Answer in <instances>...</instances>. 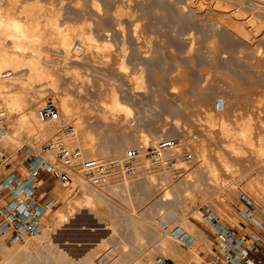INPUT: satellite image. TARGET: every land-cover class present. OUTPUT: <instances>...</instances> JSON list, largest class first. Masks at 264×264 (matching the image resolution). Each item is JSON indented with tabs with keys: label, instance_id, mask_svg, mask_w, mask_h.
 <instances>
[{
	"label": "rangeland",
	"instance_id": "rangeland-1",
	"mask_svg": "<svg viewBox=\"0 0 264 264\" xmlns=\"http://www.w3.org/2000/svg\"><path fill=\"white\" fill-rule=\"evenodd\" d=\"M5 1L6 0H0V3L2 2V4L5 5L7 4L8 0L6 1V3ZM24 1L22 2L24 3ZM26 1L28 2V0ZM26 1L25 3H27ZM56 1L58 4L56 3ZM65 1L66 0H54L55 3H53V0H43L41 3L42 5H44L43 3H46L47 6L49 5V3L53 5L55 4V7H59H56V9L57 11L60 10V15H62V12L66 11L65 14L61 16L62 18L59 17L61 19V22L69 21L70 23L67 22L68 24L79 25V23L82 24V22L84 23V21H86V24H92H89V28L87 27V29L85 30L94 36L93 38L95 39L97 44L102 43V41L104 40L108 42L110 48L106 52L96 51L93 49L86 50L84 47L76 43V46L79 47L82 51V54L79 56V58L83 56L81 57V59L83 60L80 61H89L91 64L86 62L87 65L84 68L83 66H85V64H82L83 62L81 63V66L79 65L80 61L71 60L75 62L74 67L79 65L77 67V70L79 69L78 75H80V77L82 78H80L79 76L76 77L74 74H72L70 68H67L69 69V71L67 70V72L64 71L65 69H63V66L61 65L52 68V72L54 74L57 73L58 75L57 84L59 85H57V90L55 91H53L52 89L50 90V88L52 87L48 88L49 85L47 84L43 86L40 83H38L39 85L33 83V89L37 90L38 88H42L40 90H43L45 93H43L44 98L42 99L37 111L46 99H52L58 105L56 101L58 93L61 94L62 92L63 94L64 91L65 94H68L71 91L69 95L73 96V98L76 99L79 105L78 107L81 110L78 111H80L81 117L84 121V125L89 126L96 132V152L99 154H104V157H102V161L120 159L127 149L134 146H143L144 148L151 146L155 142L160 140L158 138H154L158 135L165 136L164 139L176 138L179 140V145L176 148L172 149L174 151L170 150L162 154L161 158L164 157L167 160V163H165V165L163 162L159 165L150 161L143 160L141 165H144L145 163L146 165H149L148 169H146L145 171L144 169H138V166H136L135 174L133 176L123 177L121 179L119 178V180L115 184H111L109 182L106 185L100 184L99 186H91V188L86 190L88 192L90 191L91 193H93L92 195H94L90 197L89 203L81 201L73 202L74 199L78 200L81 198L80 195L82 194V192L79 194H75L74 192H72L68 196V205L65 208V217L62 222H60L57 226H52V224H47L49 220H44L45 233L43 232V234H40L41 236L38 235L39 237L34 236L35 238H25L23 241H20L19 245H21V251H24L26 248H28L26 249L27 251L25 250V252H23L25 255H27L25 257V255L23 256L21 252V260H18L14 263L79 264L81 263V259H84L86 264H98V262L102 264H147L148 262L150 264H154V260L156 257L169 258L163 255L158 250V244L161 238L165 239L173 247V249L179 253L181 258L189 256L190 253L195 256L194 253L196 252L199 257L196 256V260H192L191 264H218L215 261V243L212 242V238L206 230L207 227L200 220L201 207H210L220 217L224 225H227V227L233 228L240 233H245L250 227L237 216L238 209H242V206L238 202L239 194L245 193L252 206L254 208H257V210L263 214L264 202L255 199L250 193H248V191L244 187L246 183L245 179L247 177H255V170L244 173V171H247L248 168L239 161L236 163H230V166L226 169H223L220 163V166L217 164V160L215 158L216 156L213 154H216V152L220 151L225 152L226 154L227 149L223 151L224 149L222 147V149L220 150L222 142L218 140L217 136L215 139L214 136L216 134L205 133L206 131L204 130L208 129V126L205 127L206 123L204 120V115L208 112L207 110H211L210 115L212 117V123L215 124V129L219 128L218 125H220L221 123L228 127L237 129L239 126H242L244 124L243 120L249 119L251 124L253 142L257 144V135L264 137V65H262L264 64V5L259 3L258 6H260V4L262 6L258 7L256 6L257 2L255 3L254 1V3H251V1L253 2V0H233L234 2H232V0H193L192 3L195 5H191L190 2L187 3L188 0H117L119 2H117L116 0H92V2L91 0H79L78 2L76 0ZM86 1H89L90 3ZM96 1H98V3H96ZM215 1L216 3L217 1L218 3L221 2L224 7L226 6L225 9L227 10L228 8L227 13H230V15L232 14L234 16L239 12V14L241 15V21L240 18H238V15L234 17L231 16L229 18V21H231V23L228 20L226 21V23L228 22L234 25L236 22L238 23L240 21V23H242L243 30L247 33V38L249 37V39L243 38L242 35L241 37L238 36L239 33L236 34V30L234 29L233 31L230 24H228V26L225 23H222L218 26V24H215V22H212L210 19V21L207 20L209 18L207 10L214 7ZM239 1L244 5H242V3H239ZM259 1L264 2V0ZM19 2L21 3V0ZM114 2L116 3L114 4ZM199 2L202 4V6L204 5L205 7H203L204 9L202 8L203 18L201 16H197L196 12L194 13V10L196 9ZM124 4L126 7L124 6ZM207 4H210V7H208ZM96 5H98L100 8ZM109 6H111L112 8L115 6V9H112ZM103 7L106 9V11H104L105 9H103ZM224 7H222L221 9H224ZM255 7L261 9L259 10L257 8V11ZM95 8L98 13H96V11L94 10ZM98 8L100 10V13ZM109 8L112 10V13L114 11H118L119 9H124V11H122L123 15H121L122 13L120 14L121 16L116 15L114 14L115 12L113 14H111L110 12L109 14V11H111ZM246 8H248V10ZM75 10L76 12H78L79 10L78 15ZM235 10L237 11L236 13ZM125 11H127V13H125ZM219 11V9L215 10L214 19L216 16H220ZM254 11L256 12L254 13ZM71 12L75 13L73 16L76 19L71 16L73 14ZM87 12H93V14H88ZM105 12L108 14V17H106L107 14ZM257 12L260 13L256 15ZM242 13L243 15H245V17L242 15ZM99 14H102V16H99ZM126 14L127 16L129 15V20ZM204 15L207 16V18ZM117 16L118 18H116ZM84 17V21L83 19H79ZM249 17H252L251 19L255 20L258 19L257 21H259L260 24V26L258 25V29H256V23H258L257 21H254V26L252 23V25L250 23L248 24ZM201 19L203 20L201 21ZM115 20H118L117 22L119 25L117 24V22H115ZM216 20H218V17ZM110 23H113L114 26ZM99 25L101 27V31L104 29L102 32L98 31L100 29ZM117 25L119 26V29ZM135 25H138V27ZM96 26H98L99 29L96 28ZM208 26L210 27L209 29ZM248 27L250 30L248 29ZM140 30L142 31L140 32L141 34L139 33ZM187 32H190L193 35H188ZM225 32L227 33V35ZM143 33H145L146 35H142ZM213 33H215V36ZM229 34L235 35V37L232 35L230 36ZM144 36L146 37L144 38ZM189 36H191V38H189ZM221 36L223 37L222 40ZM216 38L218 39V41ZM228 38L229 40H227ZM237 39L239 40L237 41ZM147 40L149 43H147ZM191 41L194 43H192ZM145 42L148 46H145ZM225 42L228 43L225 44ZM210 44H213L211 45L212 47L210 46ZM220 44H222L223 47ZM46 46L44 47L48 48V46ZM188 46L189 49L187 51ZM214 47L217 50H215ZM241 47L244 49L242 50ZM210 48L213 49L210 50ZM50 49L51 50L49 51H51L52 53H49L48 49H45L48 52H42L44 56H46V54L48 53L47 58H50L53 55V52H55V50L53 51L51 47ZM184 50H186L188 53ZM193 50L194 52H192ZM258 50L260 52H258ZM50 54L52 55L50 56ZM103 55L109 56V62H107L106 65L102 64ZM54 56L58 57V55L56 54ZM54 56H52L51 58L56 59V57L54 58ZM121 58H124L123 62L126 66V72H118L117 70V66L119 64L118 62H120ZM189 58L192 59L190 60ZM181 59L183 61L184 59L187 60L183 62ZM137 60L141 61L139 62ZM189 61H193L191 63L193 66L189 64ZM182 62L184 65L182 64ZM185 63H188L191 66ZM108 64L109 67L105 68L108 66ZM156 64H158L160 67H158V65ZM171 64L174 66H171ZM175 64L177 67L178 64H180L179 67L182 65L181 69L189 66L186 69L184 68L188 73H185L187 74L185 76H188L189 72L193 70L192 72H194V76L192 75V72H190V77H200L196 80H194V78L192 77L193 79L191 78L192 80L190 81V78L188 76L189 80H186L184 82L182 81L185 85L187 83H190L187 84V86H184V84L178 80L173 81L172 83L170 82L172 85H174L175 83L176 88L179 87L178 89H180V91H177L178 93L172 90L175 95L181 94L182 96H187H185V98L183 97L184 99L180 102H171L168 106L164 101L165 95L167 94L166 91L168 90L167 88L169 87H165V89L164 86L167 84L168 86L170 85L169 81L166 82V84L165 81H167V79L169 80V78H174L171 75L177 76V72L180 68L177 70V72H175ZM69 65L71 66V64ZM140 65L141 67H138ZM256 66L258 68H260V66L261 68H263L257 69ZM190 67H193V69ZM166 68L167 71H165ZM188 68H190V70H188ZM169 69L172 71L170 73V77L168 78V72H170ZM198 69H203L201 70V74L203 72L206 73H204L202 76L200 72H197ZM153 70H155L156 72ZM160 70L162 72L165 71V76H156L155 74V77H165V80L162 79L165 84H163L164 86H158L157 82H153L155 78L154 73H162L160 72ZM183 72L186 71L183 70ZM259 72L263 75L261 74L260 76ZM4 74L6 73H3V75ZM196 74L198 75L195 76ZM178 76L177 77L179 78V80H181L180 75ZM74 77L78 79L76 80V78ZM130 77H141L142 84H144L142 85L143 87L131 90L130 86H132V83L130 84ZM73 79L75 80L73 81ZM155 79L157 81V78ZM200 80H202V83ZM127 81L129 82L127 83ZM179 83H182L181 87L183 88H180V85L177 86V84ZM70 85L72 87H70ZM111 89H115L120 95L131 93L130 95L133 96L132 103H130L132 106L129 107L130 114L126 117L120 114L116 125L112 123V119L103 120V116L100 115L102 111H104V103L107 100L105 94ZM122 91H124L125 93H122ZM171 93L172 92H170V95ZM175 95L172 97H176ZM217 98L222 99V111L226 113L225 115H220L221 111L219 112V110L215 109L214 102ZM61 118L62 116L60 115V119ZM62 122H64V124L68 123L66 121ZM238 123L241 124L239 125ZM68 124L73 126L71 123ZM44 125L46 129H52L55 134L52 137L47 138L45 141L42 140L43 142H36L32 138L27 139L26 134L23 133V131H19L17 134H15L16 141L12 146L7 145L6 143H4L6 141L1 140L0 148L3 149V158L5 159V164H8L9 167L12 168L17 169V166H19V168L22 167L23 169L24 166L21 165V161L26 157L24 154V148H26L27 146H30L40 152L41 147H43V145L49 141H55L58 139L62 140L64 138L68 140L66 136L63 137L64 135L61 136V134H59L60 128L58 125H50V123H45ZM52 125L58 128L55 129L56 127H53ZM0 127L3 128L5 134H8L9 124L4 119V117L0 118ZM58 129L59 132H57ZM143 135L147 136L146 140L149 141L148 143H146V145L145 141L140 138ZM202 135H204V137ZM208 136L209 138H207ZM214 140L218 142H215ZM201 141L203 142V144L201 143ZM199 145H204L205 150L207 147H209V149L207 148V150H210L211 153L210 151L207 152V150L205 151V153L207 154L210 162H215L213 163V165H215V169H220L216 182L212 181V178L208 177L207 174H205L203 171H199L197 169V164L199 163H197L198 160L196 157L197 155L195 147ZM72 147L80 148L78 146ZM213 149H217L218 151L216 150L215 152V150ZM80 150L82 151L81 148ZM248 150L250 149L248 148ZM181 151L189 154L190 158H183ZM173 152L176 153L175 155L178 154V156H175ZM245 154L246 156L249 155L248 152ZM228 155L229 154L227 153L225 157H227ZM213 156H215V159L211 161ZM229 158L227 157V159ZM0 170L3 174H5V169L3 168V166H1ZM160 170H167L166 173H168L169 177H167V174H165V172L164 174L162 171L160 172ZM177 170L179 172H177ZM155 171L160 175L162 173L161 177L164 175L163 180L165 179V176L167 177L166 179L170 178V184L176 182L178 183V185L175 187L169 185L171 186L169 187L171 195L166 200H162L160 198L161 193L160 191H157L158 186L156 188L154 187V185H152L151 187H147L145 185V181L147 182V175L152 173L155 176ZM174 172L177 173L175 174ZM242 173H244L245 175ZM178 174L182 176L178 177ZM220 174L221 177L219 176ZM242 175L244 177L246 175L248 176L243 179ZM158 177L156 176L157 179L160 178ZM160 179L161 181H163L162 178ZM112 185L114 186L111 187ZM228 185H231L230 187H232L233 189H235L234 191H236L235 196L233 195L234 197H232L233 199H226L225 197L224 192ZM66 189L67 187H62L57 184L43 188L42 192L49 193V191H51L50 193L53 197H55L57 205H60L61 200L58 198V193H61ZM147 190H150V192H148ZM217 201H224L226 207L229 208L231 215L222 216L220 213H218L214 206L215 202ZM170 214L174 216V220L172 221V223H170L169 226H164L163 223H165L167 219L169 220V217L171 218ZM260 221L264 223V215ZM185 226H188V228L192 229L194 234L201 233L202 235H204V245L206 246H200V243L196 241L193 246H195L197 250L195 252H191L190 248L181 246L180 244L175 242L172 237L169 236V231L172 230V228L179 227L182 228V230H185ZM164 233L165 236H163ZM36 237L38 238L36 239ZM28 239H32V241L28 242ZM32 242H34L35 244H33ZM1 243L7 249H11L13 246V244L11 243H4L0 240V244ZM31 243L33 246L30 245ZM27 244L28 246H26ZM209 246H211L214 250L213 254H210L209 250L207 249ZM24 247L26 248L24 249ZM23 257H25L26 259H24ZM143 260H146L148 262L146 263V261L144 262ZM172 261L174 264H186L181 260Z\"/></svg>",
	"mask_w": 264,
	"mask_h": 264
},
{
	"label": "bare ground",
	"instance_id": "bare-ground-1",
	"mask_svg": "<svg viewBox=\"0 0 264 264\" xmlns=\"http://www.w3.org/2000/svg\"><path fill=\"white\" fill-rule=\"evenodd\" d=\"M2 1V0H1ZM7 1V0H6ZM5 1V3H6ZM20 0H8L7 4H2V2L0 3V118L1 117H4V119L8 122L9 124V128H8V134H3L1 140H4L6 142L7 145H14L15 143V134H17L19 131H23V133L26 134V138L27 139H34L36 142L38 141H45L47 138L49 137H52L55 132L52 130V129H46L44 126V121H42L40 118H39V115H38V107L42 101V99L44 98V91L43 90H40L42 88H38L37 90L33 89L32 87H34L33 83H40L42 84L43 86L44 85H49V87H52L50 88V90L52 89L53 91L57 90V80H58V75L57 73H53L52 72V68L54 67H57V66H63V69H65L64 71L67 72V70L69 71V69L67 68H70V71L72 72V74H74L76 77H80L79 72L77 70V67L79 65H81V63L83 61H80V60H83L81 59V56L79 58V55L76 54V50H74V47L76 46V43H78L80 46L84 47L86 50H96V51H101V52H106L109 50L110 46L108 44L107 41H102V43L100 44H97L95 39L93 38L94 36L91 35L88 31H86L85 29H87V27L89 28V24L88 21L86 24V21H84L85 17L84 18H79V19H83L84 23L82 22V24L79 23V25H75V24H68L67 22H61L60 18L63 14H65V12H62V15H60V10L57 11L56 7L53 5V4H50L47 6L46 3H43L44 5H42V1L40 2L39 0H28L27 3H25L24 0H21V3L19 2ZM24 1V3L22 2ZM60 1V0H59ZM67 1V0H66ZM65 1V2H66ZM77 2L79 0H76ZM90 1V0H89ZM89 1H86V2H89ZM95 1V0H94ZM114 1V0H113ZM112 1V2H113ZM117 1V0H116ZM187 1V0H186ZM193 0H188V2L191 3V5H195L192 3ZM201 1V0H200ZM212 1V0H210ZM220 1V0H219ZM225 1V0H224ZM230 1V0H229ZM238 1V0H237ZM240 1H243V0H240ZM239 3H242L240 2ZM251 1V0H250ZM255 3L257 2V5H259V3H261L262 5H264V2L263 1H257V0H253V2L251 1V3ZM51 2V1H50ZM92 2V0H91ZM110 2V1H109ZM119 2V1H117ZM232 2H234L232 0ZM231 2V3H232ZM20 3V4H19ZM52 3V2H51ZM53 3L54 0H53ZM57 3V1H56ZM64 3V1H63ZM90 3V2H89ZM96 3H98V1H96ZM116 2H114L115 4ZM186 3V4H187ZM195 3V1H194ZM210 3V2H209ZM225 3V2H224ZM229 3V2H228ZM236 3V1H235ZM234 3V4H235ZM20 6H19V5ZM23 4V5H21ZM58 4V3H57ZM61 4V3H60ZM76 4V3H75ZM86 4V3H85ZM92 4V3H91ZM104 4V3H103ZM107 4V3H106ZM120 4V3H119ZM214 7L211 8V9H208L207 7V11H208V14L207 16L209 17L207 20L208 21H212V22H215V24H230L231 21H229L230 17L233 16L232 14L230 15V13H227V10L225 9V7L221 4V2L214 3ZM221 4V5H220ZM226 4V3H225ZM248 4V3H247ZM260 4V6H262ZM78 5V4H77ZM94 5V4H93ZM121 5V4H120ZM119 5V7H120ZM188 5V4H187ZM208 7H210V4H207ZM229 5V4H228ZM227 5V6H228ZM242 5H244L242 3ZM255 5V4H254ZM60 6V5H59ZM76 6V5H75ZM86 6V5H85ZM98 6V5H96ZM94 6V7H96ZM100 6V4H99ZM98 6V7H99ZM106 6V5H105ZM125 6V4H124ZM206 6V5H205ZM224 7V9H221L222 7ZM238 6V5H237ZM240 6V5H239ZM258 6V7H260ZM55 7V8H54ZM69 7V6H68ZM88 7V6H87ZM93 7V8H94ZM108 7V6H107ZM111 7V6H109ZM115 7V6H114ZM113 7V8H114ZM122 7V6H121ZM126 7V6H125ZM130 7V6H129ZM187 7V6H186ZM204 5L202 6V4L199 2L196 9L194 10V13L196 12V15L197 16H201L202 17V10L205 8H203ZM229 7V6H228ZM234 7V6H233ZM250 7V6H249ZM257 7V8H258ZM59 8V7H57ZM65 8V7H64ZM74 8V7H73ZM77 8V7H76ZM86 8V7H85ZM100 8V7H99ZM98 8V10H99ZM112 8V7H111ZM112 8V9H113ZM123 8V7H122ZM185 8V7H184ZM203 8V9H202ZM238 8V7H237ZM236 8V9H237ZM256 8V7H255ZM256 8V10H257ZM69 9V8H68ZM84 9V8H83ZM90 9V8H89ZM87 9V10H89ZM92 9V8H91ZM103 9H105L103 7ZM110 9V8H109ZM115 9V8H114ZM127 9V8H126ZM220 10L219 13H220V16H216L215 19H214V16H215V10ZM232 9V8H230ZM248 10V8H246ZM253 9V8H252ZM259 10L261 8H258ZM63 10V9H62ZM61 10V11H62ZM80 10V9H79ZM78 10V12H79ZM82 10V9H81ZM96 11V8L94 9ZM93 10V11H94ZM102 10V9H101ZM111 10V9H110ZM234 10V9H233ZM241 10V9H240ZM70 11V10H68ZM83 11V10H82ZM81 11V12H82ZM103 11V10H102ZM106 11V9L104 10ZM109 11V10H108ZM122 11H124V9H119L118 11H114L113 13L116 14V15H120L122 13ZM206 11V12H207ZM239 11V10H238ZM253 11V10H252ZM258 11V10H257ZM74 12V11H73ZM71 12V13H73ZM76 12V10H75ZM78 12L77 15H78ZM80 12V13H81ZM84 12V11H83ZM113 14L112 13V10L109 11V14ZM237 11L235 10V13ZM244 12V10H243ZM256 11H254L255 13ZM85 13V12H84ZM88 13V12H87ZM93 14V12H91ZM90 12L88 14H91ZM96 13H98V11H96ZM99 13H100V10H99ZM106 13V12H105ZM125 13H127V11H125ZM124 13V14H125ZM218 13V12H217ZM216 13V14H217ZM234 13V12H233ZM234 13V14H235ZM260 13V12H257L256 15ZM75 13H73L71 16H73ZM107 14V13H106ZM129 14V13H128ZM76 15V17H77ZM87 15V14H86ZM123 15V13L121 14ZM120 15V16H121ZM131 15V13H130ZM218 15V14H217ZM238 18H240V21H241V15L238 13H236V15L234 16H238ZM243 15V13H242ZM69 16V15H68ZM84 16V15H83ZM99 16H102V14ZM115 16V15H113ZM127 16V14H126ZM134 16V15H133ZM205 16V15H204ZM207 16H205L207 18ZM233 16V17H234ZM245 17V15H243ZM260 16V15H258ZM67 17V16H66ZM79 17V16H78ZM81 17V16H80ZM105 17V16H104ZM108 17V14L107 16ZM125 17V16H124ZM204 17V18H205ZM218 17V20H216ZM62 18V17H61ZM69 18V17H68ZM72 18V17H70ZM74 18V16H73ZM96 18V17H95ZM101 18V17H100ZM118 18V16L116 17ZM121 18V17H119ZM128 20L130 19L129 18V15L127 16ZM203 18V17H202ZM252 18V17H251ZM249 17V20H248V24L252 23L253 26H254V23L258 20H255V19H251ZM255 18V17H254ZM64 19V18H63ZM76 19V18H74ZM89 19V18H88ZM94 19V18H93ZM113 19V18H111ZM110 19V20H111ZM198 19V17H197ZM210 19V20H209ZM214 19V20H213ZM226 19V20H225ZM67 20H71V19H67ZM109 20V19H108ZM126 20V19H125ZM203 19H201L202 21ZM229 21L230 23H226V21ZM65 21V20H64ZM74 21V20H73ZM91 21V20H90ZM89 21V22H90ZM118 21V20H117ZM115 20V22H117ZM240 21L237 23H235L234 25L230 24V26L232 27V30L234 31V29L236 30V34L239 33L238 36L241 37V35L243 36V38H247V33L243 30V26H242V23H240ZM247 21V20H245ZM255 21V22H254ZM75 22V21H74ZM73 22V23H74ZM78 22V21H77ZM76 22V23H77ZM112 22V21H111ZM122 22V21H121ZM119 22V23H121ZM140 22V21H139ZM233 22V21H232ZM258 23L257 24V28L260 26L259 24V21H257ZM70 23V22H69ZM72 23V21H71ZM99 23V22H98ZM205 23V22H204ZM208 23V22H207ZM261 23V22H260ZM94 24V23H93ZM96 24V23H95ZM102 24V23H101ZM111 24V23H110ZM118 24V22H117ZM209 24V23H208ZM214 24V23H213ZM251 24V25H252ZM262 24V23H261ZM92 25V24H90ZM113 25V23L111 24ZM119 25V24H118ZM117 25V26H118ZM140 25V24H139ZM225 25V26H226ZM247 25V24H246ZM259 25V26H258ZM114 26V25H113ZM138 27V25H135ZM211 26V25H210ZM213 26V25H212ZM223 26V25H222ZM229 26V25H228ZM100 27V25H99ZM190 27V26H189ZM217 27V25H216ZM230 27V28H231ZM96 28H98V26H96ZM210 27L208 26V29ZM219 28V27H218ZM221 28V27H220ZM227 28V27H226ZM229 28V27H228ZM99 29V28H98ZM118 29H119V26H118ZM207 29V28H206ZM224 29V27H223ZM249 29V27H248ZM253 29V27H252ZM255 29V30H256ZM104 30V29H103ZM102 30V31H103ZM144 30V28H143ZM250 30V29H249ZM98 31H101V27ZM101 31V32H102ZM106 31V30H105ZM123 31V30H122ZM136 31V30H135ZM216 31V30H215ZM213 31V32H215ZM219 31V29H218ZM217 31V32H218ZM247 31V30H246ZM100 32V33H101ZM142 32L141 30L139 31V33ZM222 32V31H220ZM251 32V31H250ZM258 32V31H257ZM106 33V32H105ZM188 33V32H187ZM226 33V32H225ZM224 33V34H225ZM230 33V32H229ZM249 33V32H248ZM255 33V32H254ZM108 34V33H107ZM141 34V33H140ZM145 33H143L142 35H144ZM191 34L190 32L188 33V35ZM214 36H215V33H213ZM257 34V33H256ZM137 35V34H136ZM146 35V34H145ZM193 34H191L192 36ZM195 35V34H194ZM218 35V34H217ZM221 35V34H220ZM219 35V36H220ZM227 35V33H226ZM230 36L232 34H229ZM105 36V34H104ZM109 36V35H108ZM135 36V35H134ZM141 36V35H140ZM139 36V37H140ZM150 36V35H149ZM187 36V34H186ZM191 36H189V38H191ZM218 36V37H219ZM224 36V35H223ZM235 37V35H232ZM236 36V37H238ZM146 36H144L145 38ZM222 37V36H221ZM142 38V37H141ZM143 38V39H144ZM140 39V38H138ZM151 39V38H149ZM196 39V38H195ZM217 39V38H216ZM223 39V37L221 38V40ZM226 39V38H225ZM233 39V37H232ZM249 39V37L247 38ZM253 39V38H252ZM146 40V39H145ZM144 40V41H145ZM193 40V39H192ZM220 40V39H219ZM229 40V38L227 39ZM239 39H237L238 41ZM257 40V39H256ZM136 41V40H135ZM143 41V40H141ZM152 41V40H150ZM189 41V40H188ZM194 41V40H193ZM210 41V40H209ZM218 41V39H217ZM247 41V40H246ZM140 42V41H139ZM192 42V41H191ZM214 42V41H213ZM222 42V41H221ZM231 42V41H230ZM144 43V42H143ZM147 43L148 40H147ZM151 43V42H150ZM189 43V42H188ZM187 43V44H188ZM194 43V42H192ZM212 43V42H211ZM218 43V42H217ZM224 43V42H223ZM228 43V42H225V44ZM232 43V42H231ZM146 44V42H145ZM144 44V45H145ZM242 44V43H240ZM251 44V43H250ZM48 46V48H45L44 46ZM143 45V46H144ZM190 45V44H189ZM192 45V44H191ZM213 45V44H210V46ZM219 45V44H217ZM216 45V46H217ZM222 46V44H220ZM229 45V44H227ZM246 45V44H245ZM46 46V47H47ZM140 46V45H139ZM145 46H148L147 44ZM151 46V44H150ZM185 46V45H184ZM194 46V44H193ZM208 46V45H206ZM219 46V47H221ZM225 46V45H224ZM44 47V49H43ZM50 47L52 48V50L55 52H53V55L50 54V56H54L55 54L58 55V57L54 56V58L56 57V59H53V58H47V54L46 56H44V54L42 52H48L50 49ZM212 47V46H211ZM223 47V46H222ZM143 48V47H141ZM184 48V47H183ZM194 48V47H193ZM218 48V47H217ZM225 48V47H224ZM242 48V47H241ZM239 48V49H241ZM254 48V47H253ZM48 49V51L46 50ZM189 49V46L187 48V51ZM191 49V47H190ZM213 49V48H210V50ZM215 50H217L215 47H214ZM238 49V50H239ZM244 48H242L243 50ZM256 49V48H255ZM45 50V51H43ZM209 50V49H208ZM253 50V49H252ZM186 51V50H184ZM183 51V52H184ZM186 51V52H187ZM219 51V50H218ZM51 51H49L50 53ZM82 52V51H81ZM194 52V50L192 51ZM210 52V51H209ZM213 52V50H212ZM216 52V51H214ZM254 52V51H253ZM258 52H260L258 50ZM52 53V52H51ZM185 53V52H184ZM183 53V55H184ZM188 53V52H187ZM211 53V52H210ZM240 53V52H239ZM43 54V55H42ZM192 54V53H191ZM254 54V53H252ZM194 55V54H193ZM256 55V54H255ZM123 57V55H122ZM190 57V56H189ZM143 58V57H142ZM182 58V57H181ZM185 58V57H184ZM53 59V60H52ZM109 59V56L108 55H103L102 57V64H107V62ZM124 59V58H123ZM123 59L121 58L120 59V62H118V66H117V70L118 72H124L126 69H125V63L123 62ZM136 59V58H135ZM190 59V58H189ZM192 59V58H191ZM190 59V60H191ZM71 60H77V61H80L79 65L74 67V64L75 62L71 61ZM86 60V59H85ZM177 60V59H176ZM182 60V59H181ZM187 60V59H184V61ZM260 60V58H259ZM258 60V61H259ZM76 61V62H77ZM119 61V60H118ZM139 61V60H137ZM135 61V62H137ZM141 61V60H140ZM139 61V62H140ZM167 61V60H166ZM183 61V60H182ZM183 61V62H184ZM209 61V60H208ZM254 61V60H253ZM72 62V63H71ZM85 62V61H84ZM82 63V64H85V66H83L84 68L86 67L87 63H90L89 61H86L85 63ZM92 62V61H91ZM96 62V61H94ZM134 62V61H133ZM181 62V61H180ZM182 62V64H183ZM187 62V61H186ZM190 62V61H189ZM193 62V61H192ZM192 62H190L189 64H191ZM257 62V61H255ZM262 62V61H260ZM78 63V62H77ZM178 63V62H176ZM71 64V66L69 65ZM91 64V63H90ZM110 64V63H109ZM109 64L107 67L105 68H108L109 67ZM142 64V63H140ZM150 64V63H149ZM155 64V63H154ZM153 64V65H154ZM167 64V62H166ZM174 64V63H173ZM181 64V63H180ZM178 64V67H174L176 68V70H174L175 72H177V76L180 75V79L179 80V76H173L171 75V71L169 69L170 72L169 73V76H167L168 78L170 77V75L174 78H169V80L167 79V81H165V84L166 82L169 81V86L168 84L165 85L163 80L165 77L161 78V77H155V74L156 76H163L165 74V71H167V68L164 72H162L160 70V72L162 73H154V77L157 78V81L156 79L154 78V81L153 82H157L158 83V86H164V88L166 87H169L167 88L169 90V93H168V90L166 91V95H165V103L169 106V104L173 101H176L177 102H180L181 100H183L185 98V96L187 95H181V94H177L175 95L174 91H180V89H178L179 87L176 88L175 86V83L174 85H172L171 83L173 81H180V82H184L186 80H189L190 78V81L194 78V72H192V77H190V72H189V78L188 76H185L187 75V70H185L187 67L191 66L189 65L188 63H185V64H188L189 66L187 67H184L183 69H181L182 65L179 67ZM252 64V63H251ZM258 64V63H257ZM260 64V63H259ZM262 64V63H261ZM139 65V64H138ZM158 65V64H156ZM184 65V64H183ZM206 65V64H205ZM204 65V66H205ZM264 65V64H262ZM67 66H70V67H67ZM82 66V65H81ZM137 66V65H136ZM143 66V65H142ZM148 66V65H147ZM152 66V65H151ZM170 66V65H169ZM171 66H174L171 64ZM193 66V65H192ZM198 66V65H197ZM196 66V67H197ZM255 66V65H254ZM82 67V68H83ZM138 67H141L138 66ZM158 67H160L158 65ZM163 67V66H162ZM164 67H165V64H164ZM257 67V66H256ZM254 67V68H256ZM72 68V69H71ZM81 68V67H80ZM170 68V67H169ZM193 69V67H190ZM190 68H188V70H190ZM198 68V67H197ZM200 68V67H199ZM205 68V67H204ZM203 68V69H204ZM209 68V66H208ZM251 68V67H250ZM261 68V66H260ZM257 67V69H260ZM263 68V67H262ZM261 68V69H262ZM159 69H162V68H159ZM201 69V70H203ZM104 70V69H103ZM108 70V69H107ZM186 71V72H183ZM196 70V68H195ZM199 70V69H198ZM197 72H200L201 74V70H199ZM208 70V69H206ZM155 71V70H153ZM159 71V70H158ZM210 71V70H208ZM261 71V70H260ZM78 72V73H77ZM126 72V71H125ZM156 72V71H155ZM3 73H6L3 75ZM187 73V74H185ZM206 73V72H203L201 75L203 76V74ZM209 73V72H208ZM260 73V72H259ZM77 74V75H76ZM126 74V73H125ZM134 74V73H133ZM167 74V73H166ZM174 74V73H173ZM199 74V75H200ZM213 74V73H212ZM262 73H260V76H261ZM73 75V76H74ZM198 74H196L195 76H197ZM206 75V74H205ZM204 75V76H205ZM259 75V74H258ZM263 75V74H262ZM7 76V77H6ZM165 76V75H164ZM182 76V78H181ZM5 77V79H4ZM74 77V78H76ZM200 77V76H199ZM197 77V78H199ZM82 78V77H80ZM79 78V80H80ZM188 78V79H187ZM192 78V79H191ZM197 78H194V80H196ZM204 78V77H203ZM262 78V77H261ZM78 78H76L77 80ZM183 79V80H182ZM201 79V78H200ZM207 79V78H206ZM209 79V77H208ZM72 80V79H71ZM75 79H73L74 81ZM83 80V79H82ZM81 80V81H82ZM153 80V78H152ZM165 80V79H164ZM205 80V79H204ZM72 81V82H73ZM129 81H130V84L132 83V86H130L131 90H134V89H139V88H142L144 84H142V81H141V77H130L129 78ZM127 81V83L129 82ZM132 81V82H131ZM177 81V82H178ZM190 81H187V82H190ZM201 83H202V80H200ZM208 81V80H207ZM217 81V80H216ZM44 84H43V83ZM171 82V83H170ZM176 82V83H177ZM182 82V83H183ZM185 82V83H187ZM59 83V82H58ZM69 83V82H68ZM71 83V81H70ZM74 83V82H73ZM121 83V81H120ZM182 83H179L177 84V86L180 85V88H183L181 87L182 86ZM241 83V82H240ZM75 84V83H74ZM78 84V83H77ZM156 84V83H155ZM164 84V85H163ZM184 84V83H183ZM187 84H190V83H187ZM187 84L184 86H187ZM192 84V82H191ZM205 84V83H204ZM39 85V84H38ZM68 85V84H67ZM76 85V84H75ZM119 85V84H118ZM122 85V84H121ZM124 85V84H123ZM126 85V84H125ZM157 85V84H156ZM239 85V83H238ZM27 86V87H26ZM41 86V85H40ZM78 86V85H77ZM128 86V84H127ZM175 86V87H174ZM197 86V85H196ZM37 87V86H36ZM35 87V88H36ZM70 87H72L70 85ZM68 88V87H67ZM165 88V89H166ZM241 88V87H240ZM59 89V88H58ZM171 89V91H170ZM121 90V89H120ZM125 91V90H124ZM122 91V93L124 92ZM182 91V90H181ZM184 91V90H183ZM61 92V91H60ZM66 92V91H65ZM71 92V91H70ZM69 92V93H70ZM170 92L172 96H176V97H172L170 95ZM200 92V91H199ZM57 93V91H56ZM54 93V94H56ZM68 93V92H67ZM68 94H65L64 91H63V94L61 92V94L58 93L57 95V103H58V108H59V112H60V115L62 116L61 118V121H66L68 123H71L73 126V132L70 133V134H67V135H64L63 137H67V139H62V141H64V144L66 146H69V147H72V146H78L82 149V151L85 153V156H88V157H91L93 159H96V160H100L102 161V157H104V154H99L96 152V143H95V140H96V132L91 129L89 126H85L84 125V121L81 117V114H80V108L78 107V103L76 101L75 98H73V96H70ZM121 93V92H120ZM125 93V92H124ZM130 93V92H129ZM160 93V92H159ZM178 93V92H177ZM180 93V92H179ZM45 94V93H44ZM52 94V93H51ZM131 94V93H130ZM130 94H124V95H120L118 93V91H116L115 89H111L110 91H108L105 96L107 97V100L106 102L104 103V111H102V113L100 115L103 116V120H108V119H112V123L114 125H116L118 119H119V116L120 114L124 115L125 117L128 116L130 114V109L129 107H131L132 105L130 103H132V100H133V96H131ZM53 95V94H52ZM72 95V94H71ZM182 97H181V96ZM46 96V95H45ZM54 96V95H53ZM136 97V96H135ZM184 97V98H183ZM175 98V99H174ZM208 100V99H207ZM205 102V101H203ZM137 103V102H136ZM215 103V102H214ZM206 104V103H205ZM208 104V103H207ZM42 105V104H41ZM223 105V104H222ZM207 106V105H206ZM84 107V106H83ZM82 109V108H81ZM216 109V108H215ZM80 110V111H78ZM208 111V112H207ZM204 115V120H205V127H207L208 129L204 130L206 131L205 133L207 134H216L214 137L216 139V136L218 138V140L220 142H222L220 145V150L222 149L223 147V151H225L227 149V153L229 154L227 157L229 159H227V157H225L227 155V153L225 154V152H216L217 149H213L215 150L216 154H213L215 156L212 157V160L216 158L217 160V164L219 165V163L222 165L221 167H223V169H226L227 167L230 166V163H236V162H241L243 165H245V167L248 168L247 171H244V173L248 172V171H253L255 170L256 171V175L254 174L255 177H247L248 175H246L245 177L243 176V179H245V189L248 191V193H250L255 199H258L262 202H264V137L260 136V135H257V144H255L253 142V136H252V130H251V124H250V120L249 119H245L243 120L244 124L242 126H239L237 129L233 128V127H228L226 125H224L223 123H221L219 126V128L215 129L214 128V123H212V117L210 115V112L211 110H207ZM221 111V112H220ZM220 115H225L226 113L222 111V108L220 110ZM218 113V112H217ZM104 114H107V115H104ZM219 114V113H218ZM63 119V120H62ZM64 124V122H63ZM62 124V125H63ZM239 125L241 123H238ZM51 125V124H50ZM46 126H49V125H46ZM53 126V125H52ZM53 127H56V126H53ZM58 127H56L55 129H57ZM214 128V129H212ZM202 131V130H201ZM59 132V129L58 131ZM203 133V132H202ZM60 134V133H59ZM205 135V134H204ZM204 135H202L204 137ZM62 136V135H61ZM155 136V135H154ZM153 136V137H154ZM211 136V135H209ZM209 136L207 138H209ZM62 137V138H63ZM152 137V138H153ZM165 136H162V135H158V136H155L154 138H158L160 140L164 139ZM141 139H143L145 141V145L146 143H148L149 141L146 140L147 136L143 135L140 137ZM213 138V136H212ZM211 138V140H212ZM0 140V141H1ZM42 141V142H43ZM215 141V140H214ZM215 142H218V141H215ZM201 143L203 144V142L201 141ZM22 144V143H21ZM38 147V146H37ZM207 147V146H205ZM79 148V149H80ZM209 149V147H207ZM206 148V150H207ZM214 148V147H213ZM217 148V147H216ZM219 148V146H218ZM248 148L250 150H248ZM195 150H196V157H197V169L199 171H203L205 174H207L208 177H211L212 178V181L216 182V180L218 179V174L220 172V169L217 170L215 169V165H213V163L215 162H210L207 154L205 153V148H204V145H199V146H196L195 147ZM37 151V150H36ZM174 151V150H172ZM177 151V149H176ZM210 151V150H207V152ZM218 151V150H217ZM215 152H212V153H215ZM248 152V156H246L245 153ZM165 153V152H164ZM174 153V152H173ZM211 153V151H210ZM209 153V154H210ZM231 153V154H230ZM44 154V153H43ZM176 153H174L175 155ZM245 154V155H244ZM46 157H50V154L48 152H46L44 154ZM212 155V154H211ZM231 155V156H230ZM244 155V156H243ZM169 156V155H168ZM172 156V155H171ZM175 156H178L175 155ZM215 157V158H214ZM162 157V162L164 163H167L166 161V158ZM170 160V159H169ZM219 160V162H218ZM142 161L139 162L137 164V168L138 169H144V171L146 169H148V164L146 165V163L143 165H141ZM178 165V164H177ZM163 166V165H162ZM172 166V165H171ZM179 166V165H178ZM220 166V165H219ZM174 167V166H173ZM176 167V166H175ZM180 167V166H179ZM244 167V168H245ZM153 168V167H151ZM160 168V167H159ZM219 168V167H218ZM178 169V167H177ZM242 169V168H240ZM246 169V168H245ZM222 170V169H221ZM162 170H160L161 172ZM150 172V171H149ZM159 172V173H160ZM163 174L165 172V174H167V177L168 176V173L167 170L166 171H162ZM169 172V171H168ZM177 172H179L177 170ZM176 172V173H177ZM25 173V168H24V172L22 173L21 176H23ZM118 172L117 171H114L111 178H110V183L111 184H115L119 178H118ZM156 174H158V172H154ZM175 173V172H174ZM175 173V174H176ZM242 173V174H244ZM146 174V173H145ZM152 174V173H151ZM148 174L147 175V182L145 181V185L147 187H151L152 185H154V187L157 188V191H160L161 193V196L160 198L162 200H166L168 199V197L171 195V192L169 191V187H175L178 185V183H172L170 184L171 182V179L168 178L166 179L167 177L165 176V179L163 180L164 178V175L161 177L160 174L156 175L155 176L152 174ZM181 174V173H180ZM178 174V177L182 176ZM248 174V173H247ZM160 175V176H159ZM245 175V174H244ZM146 176V175H145ZM156 176L162 178L163 181H161V179H157ZM221 177V174L219 175ZM145 178V177H144ZM185 178V177H184ZM225 178V177H224ZM158 181H157V180ZM176 179V178H175ZM182 179V178H181ZM176 181V180H175ZM210 183V182H209ZM212 183V182H211ZM143 184V183H142ZM158 184V185H157ZM100 184H98L99 186ZM141 185V184H140ZM144 185V186H145ZM171 185V186H169ZM95 186V185H93ZM114 185H112L111 187H113ZM231 186V185H230ZM229 185L227 186L226 190H225V197L226 199H231L232 197L235 196V193L236 191H234L235 189H233L232 187H230ZM145 187V188H147ZM91 188L88 187V188H84L83 191H82V194L80 195L81 198L80 199H74L73 202H85V203H89L90 201V197L91 196H94L92 195L93 193H91L90 191H86L87 189ZM143 188V187H142ZM69 188H67L65 191L61 192V193H58V198L61 200V204L60 205H57V203L54 205V207L51 209V210H48L46 212V214L43 216L42 218V222L43 224L45 223L44 220L47 219V224H52V226H57L60 222H62V220L64 219L65 217V208L66 206L68 205L67 203V200H68V196L73 192L72 190L70 191V189L68 190ZM150 189V188H149ZM155 189V188H154ZM156 190V189H155ZM54 191V189H53ZM148 191V190H147ZM145 191V192H147ZM86 192V193H85ZM150 192V190L148 191ZM185 192V191H184ZM76 194V193H75ZM234 195V196H233ZM76 196V195H74ZM75 198V197H74ZM233 199V198H232ZM73 200V199H72ZM76 200V201H75ZM257 200V201H258ZM259 201V202H260ZM215 206V209L218 211V213H220L222 216H229L231 215V212L229 210V208L226 207V204L224 201H217L215 202L214 204ZM213 210V209H212ZM214 211V210H213ZM251 212V215L257 220V221H260L261 218L263 217V213H261L260 211L257 210V208H254L253 211H250ZM169 216V215H168ZM171 218L169 217V220L167 219V221L165 223H163L164 226H169L170 223H172V221L174 220V216L172 214H170ZM201 216V215H200ZM238 216V215H237ZM219 217V216H218ZM234 217V216H233ZM239 219H241L239 216H238ZM220 219V217H219ZM243 222L244 220L241 219ZM188 222V221H187ZM220 223L223 225V226H226L227 225H224L222 220L220 219ZM233 223V222H232ZM245 223V222H244ZM192 224V223H191ZM193 225V224H192ZM243 226V225H242ZM230 228V227H228ZM182 230V228H180ZM230 229H233V228H230ZM47 231V230H46ZM185 233H187L190 237H192L195 242L198 241L200 243V246H203L204 245V242H205V239H204V235H202L201 233H197V234H194L192 229L188 228V226H185V230H183ZM43 232L45 233V229L43 230ZM43 232L41 234H43ZM50 234V233H49ZM41 236V235H39ZM38 236V237H39ZM165 236V233L164 235ZM36 237V239L38 238ZM35 238V237H34ZM2 241V240H1ZM31 240L28 239V242H31ZM27 242V241H26ZM35 242V241H34ZM34 242H32L33 244H35ZM32 243L30 244L31 246ZM172 243V242H171ZM25 244V243H24ZM23 245V244H22ZM28 246V244L26 245ZM30 246V247H31ZM206 246V245H204ZM21 245H19V242L17 243H13V246L11 249H7L6 247H4L2 245V243L0 244V257H1V260H0V264H16L14 262L18 261V260H21L20 258H22V254L23 256L25 255L23 252H25L26 247H24V251L22 250L21 251ZM32 248V247H31ZM207 248V247H206ZM35 249V248H34ZM210 252V254H213L214 253V250L212 249L211 246H209L207 248ZM30 250V249H29ZM158 250L165 256L169 257L170 259L172 260H177V261H183L184 263L186 264H191V261L192 260H196V256L199 257L198 254H196V247L195 246H192L190 247V251L191 252H195V256L193 254L190 253L189 256H185L184 258H181V256L179 255V253L173 249V247L165 240V239H161L160 238V242L158 244ZM27 251V250H26ZM22 252V254H21ZM30 252V251H29ZM157 253V252H156ZM27 255V254H26ZM25 255V257H26ZM107 256V255H106ZM25 257H23L24 259H26ZM104 257V256H103ZM146 257V256H145ZM148 257V256H147ZM106 258V257H105ZM148 259V258H147ZM149 260V259H148ZM23 261V260H22ZM144 261V260H143ZM146 261V260H145ZM144 261V262H145ZM81 263L79 264H86L85 260L84 259H81L80 261ZM148 261H146L147 263ZM149 263V262H148ZM147 263V264H148ZM150 264V263H149Z\"/></svg>",
	"mask_w": 264,
	"mask_h": 264
},
{
	"label": "built area",
	"instance_id": "built-area-1",
	"mask_svg": "<svg viewBox=\"0 0 264 264\" xmlns=\"http://www.w3.org/2000/svg\"><path fill=\"white\" fill-rule=\"evenodd\" d=\"M74 50L77 55L82 54L79 47L75 46ZM214 106L220 111L222 99L217 98ZM38 115L45 123L58 125L61 135L73 132L70 124L61 121L58 105L52 99L42 103ZM3 134L4 130L0 127V140ZM178 145V139L165 138L145 148L131 147L120 159L109 161L86 157L79 148L66 146L60 139L45 143L40 152L27 146L24 148L26 157L21 161L24 175L21 176L16 168L0 175V240L13 244L43 232L45 225L42 218L56 204L51 191L42 192L46 182L67 187L79 194L84 188L108 184L114 171L118 172L120 179L133 176L135 167L143 160L160 165L162 154ZM46 152L50 157L44 155ZM181 153L183 158H190L186 152ZM1 166H9L5 164L2 148ZM238 202L242 209H238L237 214L250 227L245 233L223 226L210 207H201L200 220L215 243V261L218 264H264V223L251 215L254 207L245 193L239 194ZM169 236L185 248L195 244V240L179 227L172 228ZM154 264L174 263L169 258L156 257Z\"/></svg>",
	"mask_w": 264,
	"mask_h": 264
},
{
	"label": "crops",
	"instance_id": "crops-1",
	"mask_svg": "<svg viewBox=\"0 0 264 264\" xmlns=\"http://www.w3.org/2000/svg\"><path fill=\"white\" fill-rule=\"evenodd\" d=\"M1 169V168H0ZM5 170H4V172H5V174L8 172V171H10V170H14L15 168H12V167H9V166H7L6 168H4ZM23 170H24V168L22 169V167L21 168H19V167H17V171L19 172V174H22L23 173ZM0 175H4L2 172H1V170H0ZM51 184L50 183H45V185L42 187V189L43 188H45V187H48V186H50ZM47 193V192H46Z\"/></svg>",
	"mask_w": 264,
	"mask_h": 264
}]
</instances>
